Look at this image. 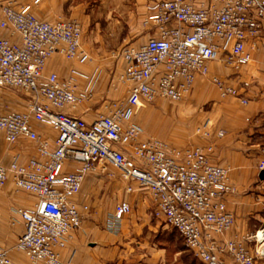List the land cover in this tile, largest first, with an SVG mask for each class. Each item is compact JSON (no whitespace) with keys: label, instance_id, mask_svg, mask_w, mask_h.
Returning <instances> with one entry per match:
<instances>
[{"label":"built area","instance_id":"built-area-1","mask_svg":"<svg viewBox=\"0 0 264 264\" xmlns=\"http://www.w3.org/2000/svg\"><path fill=\"white\" fill-rule=\"evenodd\" d=\"M29 1L36 5L42 0ZM29 4L0 0V87L19 89L29 97L27 111H0V131L7 144L25 139L36 151L23 162L15 156L9 164H0V187L11 178L17 190L36 198L31 208L16 210L24 228L15 247L31 264H66L61 251L89 210L75 197L88 174L111 164L125 180L149 193L155 217L174 230L202 264H256V258H264V225L252 233L224 237L234 224L225 203L234 186L230 168L210 160L212 146L176 147L144 136L143 128L132 121L139 108L157 99L177 102L186 97L197 77L206 78L221 97L233 96L246 104L226 77L210 73L209 63L219 61L237 76L253 60L264 32V0L149 2L142 20L149 30L147 40L126 44L117 53L123 67L116 80L125 84L127 96L111 102L108 114L90 122L63 112L90 91L77 94L71 79L44 74L46 61L55 54L78 63L89 59L81 47V23L40 20ZM3 30L18 34L19 42L4 37ZM33 122L55 132L53 147ZM196 132L208 136L204 127ZM261 155L258 170H264V148ZM130 210L127 201L117 202L112 224ZM0 264H12L2 246Z\"/></svg>","mask_w":264,"mask_h":264},{"label":"crops","instance_id":"crops-1","mask_svg":"<svg viewBox=\"0 0 264 264\" xmlns=\"http://www.w3.org/2000/svg\"><path fill=\"white\" fill-rule=\"evenodd\" d=\"M18 1L26 5L30 3L29 0ZM151 1L106 0L102 3L106 9L102 16L88 18L82 0H42L36 5L29 4L30 12L40 20L77 19L82 26L81 47L89 59L85 63H78L55 54L46 61L44 67V74L55 73L59 78L71 79L77 94L90 91L76 107L65 106L63 112L90 122L102 114H108L111 102L126 98L125 84L116 80L123 64L113 68L104 59L109 48L105 42L115 41L120 45L144 43L149 30L143 26L142 20L146 5ZM2 35L14 42L20 40L19 35L10 30H3ZM262 35L253 60L237 76L226 77L228 70L225 73V69L220 68L215 61L209 63L210 73L226 77L225 80L247 100L246 104L233 96L221 97L216 88L202 77L195 79L188 94L206 105L200 110L195 128L204 127L208 136L196 130L191 134L187 132L185 137L189 139L186 143L202 148L211 145L210 160L230 168V183L234 190L226 196L225 203L227 210L234 216V224L225 233V238L252 233L258 221H261L253 215V206L262 202L263 192L260 189L264 187V180L258 178L260 170L257 169L262 158L261 149L264 148V32ZM72 71L76 74H72ZM243 82L248 85L243 86ZM207 93L211 95L210 98L206 96ZM5 103L0 100L1 112L16 111ZM20 109L17 111L28 110V100L23 101ZM32 124L53 147L55 132L45 124ZM218 132H222V135H218ZM15 156L22 162L36 156L35 144L25 139L7 144L0 131V164H9ZM75 200L78 204H87L78 195ZM35 201L33 194L17 190L11 178L0 187V246L9 250L12 264H31L25 254L15 247L24 228L16 210L29 209ZM87 205L89 210L84 214L80 228L61 251L66 264H152L151 255L136 252L148 246L128 239L130 228L124 223L125 217L113 225L114 210L102 213ZM129 249L134 250V256H130ZM137 254L141 262L140 259L137 262ZM227 260L231 261L229 258Z\"/></svg>","mask_w":264,"mask_h":264},{"label":"rangeland","instance_id":"rangeland-1","mask_svg":"<svg viewBox=\"0 0 264 264\" xmlns=\"http://www.w3.org/2000/svg\"><path fill=\"white\" fill-rule=\"evenodd\" d=\"M82 1L85 2L87 18L89 16L100 17L106 11L102 6L103 1L106 0ZM131 43L137 45L139 42ZM105 44H108L109 48H107V56L104 59L113 68L120 67L122 61L118 58L117 53L125 45H120L119 42L115 41L105 42ZM215 62L220 68L225 69V73L228 70L229 73L226 77L235 76L219 61ZM206 96L210 98L211 95L207 93ZM28 99V95L19 89L0 87V100L6 102V106L10 104V109L21 110L23 101ZM204 107H206L205 103H201L198 98L192 95H187L177 102L157 99L153 103L139 108L132 121L143 128L144 136H154L170 145L184 147L188 144L186 140L189 139L185 135L189 132L190 134L195 132L200 110ZM128 185L132 186V190L129 192L126 191ZM260 191L263 192L261 197L264 199V187ZM78 196L87 202L92 209L95 208L102 213L114 210L115 204L121 200L127 201L131 208L130 212L124 216V223L130 228L127 233L128 239L145 243L148 246L147 249H137L136 252H145L147 256L151 255L152 264H202L194 259L176 232L167 226L163 220L155 217L153 201L149 193L135 182L125 180L120 171L113 165L105 164L104 171L88 174L82 183ZM253 210V215L261 219L258 221L259 224L254 229L255 231L264 225V209L261 207V202L254 205ZM129 252L130 256H134L133 249H129ZM136 256L137 262H139V255ZM256 264H264V258H256Z\"/></svg>","mask_w":264,"mask_h":264},{"label":"water","instance_id":"water-1","mask_svg":"<svg viewBox=\"0 0 264 264\" xmlns=\"http://www.w3.org/2000/svg\"><path fill=\"white\" fill-rule=\"evenodd\" d=\"M258 178L260 180H264V170H260L259 173H258Z\"/></svg>","mask_w":264,"mask_h":264}]
</instances>
